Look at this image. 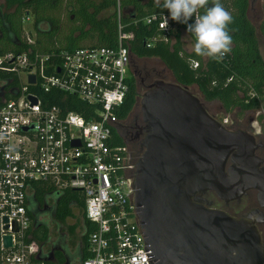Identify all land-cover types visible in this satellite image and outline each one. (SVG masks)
<instances>
[{
	"label": "built area",
	"instance_id": "1",
	"mask_svg": "<svg viewBox=\"0 0 264 264\" xmlns=\"http://www.w3.org/2000/svg\"><path fill=\"white\" fill-rule=\"evenodd\" d=\"M115 12L119 20L118 5ZM142 21L155 23L159 38L167 39L169 16L153 13ZM129 37L118 23L114 48L39 52L26 35L23 49L0 52V264H48L37 259L40 244L28 232L33 183L55 193L74 192L82 200L84 217L94 228L78 264H147L125 149L112 142L114 109L131 78ZM59 95L87 103L86 117L50 103ZM5 234L11 242L6 248Z\"/></svg>",
	"mask_w": 264,
	"mask_h": 264
},
{
	"label": "water",
	"instance_id": "2",
	"mask_svg": "<svg viewBox=\"0 0 264 264\" xmlns=\"http://www.w3.org/2000/svg\"><path fill=\"white\" fill-rule=\"evenodd\" d=\"M140 109L147 133L131 187L147 264H264V245L251 221L201 204L208 191L230 200L255 187L264 206L263 166L256 168L253 137L226 129L176 81L154 80ZM228 158L240 166L226 169ZM1 242L10 247V236ZM43 258L37 257L50 260Z\"/></svg>",
	"mask_w": 264,
	"mask_h": 264
},
{
	"label": "trees",
	"instance_id": "3",
	"mask_svg": "<svg viewBox=\"0 0 264 264\" xmlns=\"http://www.w3.org/2000/svg\"><path fill=\"white\" fill-rule=\"evenodd\" d=\"M3 2L6 9H13L6 17L19 43H0V52L18 51L26 47L21 29V19L26 17H29L34 25L45 23L51 27L49 31H35L32 47L39 52L52 49L71 50L83 46L114 48L119 23L122 31L130 34L126 43L129 56L157 58L171 72L174 81L180 85H194L204 101L218 102L226 113L231 112L234 106L242 108L253 106V103H245L251 88L258 94L264 91V58L258 49L255 29L246 15L248 0H221L234 18V22L229 25L233 37L232 49L221 62L196 56L193 51L185 52L181 47L179 30L187 31L188 24L194 23L195 17H191L187 23L173 21L168 10L155 6L154 0H3ZM116 5L119 11L120 8L127 10L125 13L120 12L119 20L116 18ZM153 13H163L171 19L172 27L167 32L166 40L159 38L161 31L157 29L155 23L145 24L142 21L143 17ZM192 61L198 62V66L193 67ZM133 101L134 80L130 78L121 103L114 109L116 118H123ZM50 103L75 111L84 117L89 107L87 103L72 95L64 97L59 95L57 100ZM112 142L121 145L115 130L112 131ZM32 186L38 199L44 192L51 190L43 183H33ZM75 196V193L70 194L69 191L56 193L54 219L63 222L72 215L69 203L77 200ZM26 213L30 217L27 209ZM85 228L83 257L87 254L85 251L87 234L94 226L85 219ZM68 229L71 232L73 226H69ZM28 232L38 243L42 242L47 234L45 227Z\"/></svg>",
	"mask_w": 264,
	"mask_h": 264
},
{
	"label": "flooded vegetation",
	"instance_id": "4",
	"mask_svg": "<svg viewBox=\"0 0 264 264\" xmlns=\"http://www.w3.org/2000/svg\"><path fill=\"white\" fill-rule=\"evenodd\" d=\"M253 6V0H248V6L246 10V15L249 21V10ZM12 8H5L3 0H0V43L9 42V43H19V39L12 33L10 21L6 17L8 12H11ZM127 10L125 8L121 9V13H125ZM23 21H28L29 30L35 38V31H49V27L45 23H39L34 25L32 20L29 17L21 19V29ZM252 24V22H251ZM253 25V24H252ZM255 29V36L257 38L258 49L261 55L264 58V17L261 18L257 29ZM261 35V39L258 36ZM22 38V37H21ZM147 58H136L129 57L128 67L131 78L134 80V101L123 118H116L114 123V130L117 135L118 141L125 149V163L127 165L126 175L131 178V184L134 176L135 165L143 153L145 147L142 144L147 129L145 128L146 122L142 119V112L140 109V98L143 92L149 89V85L156 79L164 80V69L159 67H147V65L142 64L138 65L137 61ZM166 81V80H165ZM207 102V101H206ZM205 109L208 113L219 120L216 117V114L213 110H210L205 104V101H202ZM218 103V102H217ZM245 103H253V106L248 108H242L240 106H234L232 108V115L222 119V124L226 129L232 132L241 131L251 135L254 139V150L252 155H256L259 158V164L256 168H261L263 166L264 174V91L262 94H258L254 88H251L248 91V98L245 100ZM220 105V104H219ZM221 106V105H220ZM222 110L223 107L221 106ZM224 111V110H223ZM225 112V111H224ZM230 113V112H229ZM224 113V114H229ZM240 166L238 163H233L228 158L226 163V169L229 165ZM259 190L255 187H249L244 189V191L237 197H234L230 200H225L217 197L213 192H206L202 194V201L206 207L216 209L222 212H225L236 219H247L251 221L256 228L258 229L260 235V241L264 245V206H260L257 201V193ZM76 206V216L78 217L77 225L73 228L71 232H68L70 236L74 239H77L79 245H83L84 234L86 232L85 228V217L82 209V200H75ZM37 211L44 214L52 215L53 204L47 205L43 204L38 209H33L31 214L35 217ZM42 226L46 228V222L39 221L35 223L33 219L30 218V230L35 229L36 226ZM47 230V228H46ZM48 231L46 238L42 241L39 247V252L45 258H51L53 264H62V262L69 258L79 259L80 253L78 250L74 254L67 253L66 249L63 248V237L56 244L49 246L48 241Z\"/></svg>",
	"mask_w": 264,
	"mask_h": 264
},
{
	"label": "clouds",
	"instance_id": "5",
	"mask_svg": "<svg viewBox=\"0 0 264 264\" xmlns=\"http://www.w3.org/2000/svg\"><path fill=\"white\" fill-rule=\"evenodd\" d=\"M154 4L167 9L170 18L179 23L195 17L187 32L194 38L192 51L196 56L221 62L231 52L233 37L229 25L234 18L221 0H154Z\"/></svg>",
	"mask_w": 264,
	"mask_h": 264
},
{
	"label": "rangeland",
	"instance_id": "6",
	"mask_svg": "<svg viewBox=\"0 0 264 264\" xmlns=\"http://www.w3.org/2000/svg\"><path fill=\"white\" fill-rule=\"evenodd\" d=\"M264 17V0H253V6L252 8L249 10V18L252 22V24L255 26V28L257 29L258 24L261 20V18ZM29 23L28 21H23L22 23V34L25 37L26 33L29 34L30 30H29ZM30 35H33L32 33ZM259 38L261 39V35H259ZM83 45L87 44V43H82ZM138 65H142L145 64L147 65V67H159V68H163V65H161V63L155 59V58H147V59H141L137 61ZM164 80L166 81H170V75L169 72L167 70L164 71ZM171 82V81H170ZM188 89L190 91H192L194 94H196L201 101H204L201 97V94L198 92L197 88L192 85V86H188ZM205 105L210 109L213 110V112L216 114V117L220 119V121L222 122V119H225L226 117H229L232 115V111L227 115L224 114L225 112L222 110L221 106L219 105V103H217L216 101H211V102H206L205 101ZM48 204L50 203L49 201L47 202ZM39 220H44L46 222V228L48 231V242L52 243V242H58L62 239L63 237V233L66 232V228L68 225L71 224H75V219H76V213L73 217L70 219H66L65 222L60 223V222H55L53 220V218L51 217V215L49 214H40L37 217ZM71 238L73 240V237H69L67 238V240ZM75 264V263H73Z\"/></svg>",
	"mask_w": 264,
	"mask_h": 264
},
{
	"label": "crops",
	"instance_id": "7",
	"mask_svg": "<svg viewBox=\"0 0 264 264\" xmlns=\"http://www.w3.org/2000/svg\"><path fill=\"white\" fill-rule=\"evenodd\" d=\"M26 35H28L29 37H31L32 38V40H33V42H34V37L32 36V35H30V33L28 34V33H26ZM24 39H25V37H24ZM179 39H180V42H181V47H182V49L185 51V52H190V51H192V47H193V43H194V39H193V37L192 36H190V34L186 31V30H184V29H180L179 30ZM129 57H133V56H129ZM152 58H155V57H152ZM155 59H157V58H155ZM158 60V59H157ZM159 61V60H158ZM160 62V61H159ZM161 63V62H160ZM161 65H163L162 63H161ZM163 69H164V71L165 70H167L168 72H169V75H170V78H171V80L170 81H174V78H173V76H172V74H171V72L167 69V68H165L164 66H163ZM190 86H192V85H190ZM70 194H74V193H71V192H69ZM55 197H56V193L55 192H52L51 190L50 191H47V192H44L43 193V195H42V197L40 198V199H38L36 196H35V194H34V187L32 186V191L30 192V193H28V195H27V205H26V209L29 211V214H30V218H31V220L33 219V221L35 222V223H38L39 221H44V220H39L37 217L40 215V214H42V213H40L39 211H37V215L35 216V217H33L32 216V214H31V212H32V210L33 209H38L40 206H42L43 204H47V205H52L53 204V207H54V202H55ZM74 200V199H73ZM50 202L49 204L47 203V202ZM69 207H70V209H71V211H72V215L70 216V217H67V218H65V220L66 219H70V218H72L73 217V219H74V216H75V211H76V206H75V202H73V201H70V203H69ZM51 217L53 218V212H52V215H51ZM77 216H76V219H75V224H71V225H68L67 226V228H66V232L65 233H63L64 234V237H63V248H65L66 249V251H67V253H70V254H74V252L76 251V250H78L79 251V253H80V256H79V259L78 260H75V258H69V260H64L63 262H62V264H73V263H75V264H78V262H79V260L83 257V255H84V250H83V245H79V242H78V240L77 239H74L73 238V240L71 239V238H69L68 240H67V238H68V236L69 237H72V236H70L69 235V233L68 232H70L69 231V226H73V228L74 227H76V225H77V222H78V220H77ZM53 220L55 221V222H59V221H57L56 219H54L53 218ZM65 220L63 221V222H65ZM45 222V221H44ZM63 222H60V223H63ZM42 226H36L35 228L37 229V228H41ZM30 230V229H29ZM31 231V230H30ZM68 231V232H67ZM39 235V234H38ZM30 236H31V234H30ZM33 239V238H32ZM35 240V239H34ZM42 242H40L39 244H41ZM47 244L49 245V246H52V245H54V244H56V242L54 241V242H52V243H49L48 241H47ZM58 244V243H57ZM37 257H41V258H43V256H42V254H40V252H38V255H37ZM45 258V257H44ZM43 258V259H44ZM50 258V257H49ZM39 260H42V259H39ZM42 261H44V262H46V263H48V264H53V262L51 261V258H50V260H42Z\"/></svg>",
	"mask_w": 264,
	"mask_h": 264
}]
</instances>
